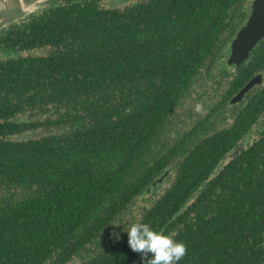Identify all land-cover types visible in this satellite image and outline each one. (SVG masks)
Segmentation results:
<instances>
[{
  "label": "trees",
  "instance_id": "trees-1",
  "mask_svg": "<svg viewBox=\"0 0 264 264\" xmlns=\"http://www.w3.org/2000/svg\"><path fill=\"white\" fill-rule=\"evenodd\" d=\"M105 2L0 30V264H142L133 223L184 242L178 264H264V38L226 63L251 0ZM203 72L221 98L160 143Z\"/></svg>",
  "mask_w": 264,
  "mask_h": 264
},
{
  "label": "water",
  "instance_id": "water-1",
  "mask_svg": "<svg viewBox=\"0 0 264 264\" xmlns=\"http://www.w3.org/2000/svg\"><path fill=\"white\" fill-rule=\"evenodd\" d=\"M40 0H0V30L33 13ZM264 38V0H253L251 11L245 25L236 33L230 44L226 63L236 67L242 64L254 47ZM261 83V75L253 77L231 100L238 102L253 86ZM164 176L155 181L152 187L160 184Z\"/></svg>",
  "mask_w": 264,
  "mask_h": 264
},
{
  "label": "rangeland",
  "instance_id": "rangeland-1",
  "mask_svg": "<svg viewBox=\"0 0 264 264\" xmlns=\"http://www.w3.org/2000/svg\"><path fill=\"white\" fill-rule=\"evenodd\" d=\"M133 1L134 0H126L124 4H129ZM107 2L111 3L114 2V0H106L105 3ZM116 2L118 3V0H116ZM122 6L123 3L119 4L118 7ZM34 53L37 54L38 50ZM204 74V72L201 73L199 77L195 79L194 84L180 101L178 108L173 113L172 122L169 123L160 134V143L169 146L172 145L175 143V141H177L178 138L182 137L186 132H188L192 126H194L198 121L204 120L206 115L210 113L209 110L214 106V102L217 100V94L220 91H223L224 85H218L217 78L211 79ZM213 74L216 73L213 72ZM196 104L202 105V110L200 112L194 111ZM223 119L224 117L220 116V114L213 115L212 127H223L225 125V123L223 124L222 122ZM41 132L42 131L27 132L19 139L22 140L37 138L40 136V134L42 135ZM74 262L77 263L76 260H74Z\"/></svg>",
  "mask_w": 264,
  "mask_h": 264
},
{
  "label": "clouds",
  "instance_id": "clouds-1",
  "mask_svg": "<svg viewBox=\"0 0 264 264\" xmlns=\"http://www.w3.org/2000/svg\"><path fill=\"white\" fill-rule=\"evenodd\" d=\"M201 104H196L194 111L200 112ZM128 246L141 257L142 264H178L187 255V245L176 241L148 223H133L126 231Z\"/></svg>",
  "mask_w": 264,
  "mask_h": 264
},
{
  "label": "flooded vegetation",
  "instance_id": "flooded-vegetation-1",
  "mask_svg": "<svg viewBox=\"0 0 264 264\" xmlns=\"http://www.w3.org/2000/svg\"><path fill=\"white\" fill-rule=\"evenodd\" d=\"M45 1H46V0H41V1L38 3V8H37V10L34 11L33 13H31V14H35V13H37V12L41 9V7L43 6V3H44ZM114 1H116V0H114ZM123 1H124V0H123ZM123 1H122V0H120V1L118 0L119 4H120L121 2H123ZM125 1H126V0H125ZM252 1H253V0H251L250 5H249V9H250V11H251V4H252ZM112 3H114V2H112ZM109 4H110V3H109ZM250 11H249V14H250ZM31 14H29V15H31ZM249 14H248V16H249ZM29 15H28V16H29ZM26 17H27V16H26ZM247 18H248V17H247ZM246 21H247V19H246ZM246 21H245V23H246ZM245 23L243 24V26L245 25ZM243 26H241V27L237 30V32H238ZM237 32H236V33H237ZM235 36H236V34H235ZM235 36H234V37H235ZM233 39H234V38H233ZM233 39H232V40H233ZM232 40H231V42H232ZM231 42H230V44H231ZM229 50H230V45H229ZM228 55H229V53H228ZM227 57H228V56H227ZM248 57H249V56H248ZM248 57H247V58H248ZM226 60H227V59H226ZM243 63H244V62H243ZM229 67H231V66H229ZM259 75H260V74H259ZM256 76H257V75H256ZM261 76H262V75H261ZM261 83H262V79H261ZM261 83H260V84H261ZM260 84H259V85H260ZM239 91H240V90H239ZM239 91H238V92H239ZM221 92H222V91H220L219 94H218V96H216V97H220V98H221V94H220ZM245 94H246V93H245ZM245 94H244V95H245ZM236 95H237V94H236ZM236 95H234V96L228 101V103L231 104V100H232ZM244 95H243V97H244ZM243 97H242V98H243ZM220 98H217V100L219 101ZM242 98H241V99H242ZM241 99H240V100H241ZM217 100H216V102H217ZM216 102H214V103H216ZM214 105H215V104H214ZM231 105H232V104H231ZM205 118H206V117H205ZM205 118H204V119H205Z\"/></svg>",
  "mask_w": 264,
  "mask_h": 264
}]
</instances>
